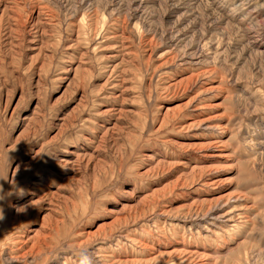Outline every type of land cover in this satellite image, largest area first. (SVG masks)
<instances>
[{"label":"rangeland","instance_id":"rangeland-1","mask_svg":"<svg viewBox=\"0 0 264 264\" xmlns=\"http://www.w3.org/2000/svg\"><path fill=\"white\" fill-rule=\"evenodd\" d=\"M0 264H264V0H0Z\"/></svg>","mask_w":264,"mask_h":264}]
</instances>
